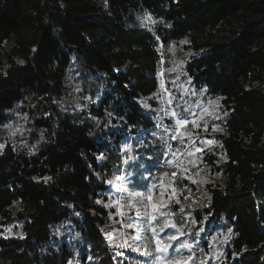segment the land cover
Wrapping results in <instances>:
<instances>
[{"label":"trees","instance_id":"16d2710c","mask_svg":"<svg viewBox=\"0 0 264 264\" xmlns=\"http://www.w3.org/2000/svg\"><path fill=\"white\" fill-rule=\"evenodd\" d=\"M143 11L159 20L153 32L136 25ZM185 39L193 85L228 112L218 135L227 160L208 157L223 177L208 185V230H230L223 264H264V0H0V126L27 95L50 115L36 122L46 138L35 153L7 146L0 155V218L23 222L20 238L0 231V264H68L67 243H49L69 221L83 239L81 264H143L106 240L109 188L100 175L128 133L155 125L141 100L159 88L158 41ZM73 55L90 74L107 75L110 88L89 114L117 130L56 104Z\"/></svg>","mask_w":264,"mask_h":264},{"label":"rangeland","instance_id":"374dc122","mask_svg":"<svg viewBox=\"0 0 264 264\" xmlns=\"http://www.w3.org/2000/svg\"><path fill=\"white\" fill-rule=\"evenodd\" d=\"M158 22L159 20L153 15L144 11L140 12L136 18L138 27L151 32L154 31ZM187 44L186 39L172 41L167 45L158 41L161 55L157 72L159 88L154 94L141 100L142 105L147 103L150 106L149 109L144 106L143 108L152 116L155 125L149 129H141L134 134L128 133L126 141L115 152L113 161H110L111 167L107 166L100 175L109 188L103 200L105 206L111 210L110 221L103 228L106 240L114 248L115 253L123 254L121 257H127L129 252L141 255L143 264H162L157 257L166 258V264L167 258H174L175 261H180L182 257L186 258L189 255L187 250L180 249L179 252L174 250L184 240L189 243H193L194 240L199 241L193 252L198 258L211 257L206 260V264H223L225 247L230 240L228 229L219 228L213 234L209 232L208 217L204 211L210 201L208 185L223 184L222 175L214 169L208 157L214 156L212 160L216 164L227 160L218 135L224 133L228 112L222 109L220 98L208 94L206 88L199 89L193 85L186 71L187 63L193 54L187 49ZM94 73L90 74L84 69L80 59L73 55L64 80L62 95L56 100V104L63 113H69L76 120L91 123L95 127L103 123L105 129L117 130L118 126L111 121V118L104 121L89 114L92 106H99L103 92L110 88L106 74L99 71H94ZM166 90L177 98L172 107H175L177 103L183 105L187 102L192 111L202 113L194 123L190 122L181 128V134L185 136L186 141L195 139V144H182L179 137L176 140L171 138V133L175 131V122L172 119L166 118L163 121L168 126L167 132L163 128L156 127V124L160 123L156 120L157 112L161 107H168L166 103H163L168 99ZM182 92L183 96H181ZM44 105L45 103L41 104L27 95L8 112V122L0 126V144L4 145V148L0 150V155L7 146L30 154L37 151L38 146L46 138V133L36 122L50 116ZM151 109H155L156 112ZM177 112L184 117L188 116L180 108H177ZM160 114L163 115V113ZM205 125L207 131H205ZM214 126L223 131H213ZM153 132L155 135L152 134ZM161 136L164 137L163 140L159 138ZM200 140H212L214 143L208 146L211 150L206 148L203 154L193 151L192 155H184L179 161L169 162L172 151L177 148L181 152L185 148L194 149L200 146ZM201 155H203L202 161L199 159ZM173 172L177 173L175 177L172 175ZM165 173H167L166 176ZM185 176L187 178H184ZM121 177L123 179H120ZM108 181H111V184ZM161 183L165 186L163 196L159 192ZM152 185L157 187L153 190L152 200L149 201L147 195ZM173 189H175L174 192ZM177 199L180 201L179 204L176 203ZM117 201L123 205V208L115 205ZM109 203H113L114 206L109 207ZM133 203L137 205L134 209L130 207ZM146 207L148 211L145 210ZM18 208L19 204L15 203L11 209L17 211ZM180 209H183V212ZM137 210L141 212L140 219L134 218ZM161 212L166 215L161 216ZM152 215L157 216L155 221L150 219ZM129 216L134 219L130 221ZM205 217L207 218L205 223H193V221H202ZM164 220H167L169 225L175 223L176 228L168 227L164 233H160V225ZM128 223H133L134 227L128 228L126 226ZM153 227L161 236L179 235L180 232L184 235L173 242V248H170L168 252H157L155 251L154 234L151 231ZM200 228L204 231L197 236L196 233ZM0 231L5 238H20L23 236V222L18 219L6 221L0 218ZM77 234L79 232L72 221L53 228V239L49 246L58 247L64 242L67 243L73 254L68 264H81L83 239ZM137 235L139 239L134 238ZM125 242L130 247L119 246ZM193 264H199V261H194Z\"/></svg>","mask_w":264,"mask_h":264},{"label":"snow or ice","instance_id":"6c2138e0","mask_svg":"<svg viewBox=\"0 0 264 264\" xmlns=\"http://www.w3.org/2000/svg\"><path fill=\"white\" fill-rule=\"evenodd\" d=\"M107 2V0H105V3ZM157 39H159L157 37ZM22 63V62H21ZM171 71V70H170ZM173 83H175L173 81ZM166 95L168 96V99L166 101H163V103H166L168 105L167 108H164V107H161L159 112H157L156 114V120L160 121V123H157L156 124V127L158 128H163L165 132L168 131V126L166 124L163 123V121L167 118V119H172L174 120L175 122V131L173 133H171V138L173 140H176L178 137L180 139V143H191V144H195L196 143V140L195 139H192L190 141H186V138L184 135L181 134V128L182 126H187L190 122H193L195 121V119L199 118L202 113H197L195 111H192L191 110V106L187 104V102H185L183 105L181 104H176L175 107H172L173 105V102L177 99L174 95H172L170 92H168L166 90ZM184 93L182 92L181 93V96H183ZM146 109H149V105L147 103H145L143 105ZM177 108H180L182 109V111L184 113H187L188 116L187 117H184L182 116L179 112H177ZM151 111L153 112H156L155 109H151ZM160 113H163V115H161ZM226 115V113H225ZM218 119V117H216ZM196 127H199L200 125H195ZM205 131H207V126L205 125ZM213 131H223V129H219L217 127H213ZM153 135H155V133L153 132L152 133ZM161 140L164 139L163 136L159 137ZM214 142L212 140H200V146H197L195 147L194 149H188V148H185V150L183 152H181V150L179 148H177L175 151H172L171 152V160L169 161L170 163L172 162V160H175V161H179L184 155H192L193 151L194 152H197V153H201L203 154L205 152V149L208 148V146L212 145ZM4 148V145L3 144H0V150H2ZM208 150L210 151L211 149L208 148ZM171 151V150H170ZM199 159L202 161L203 160V155H201L199 157ZM193 166H196L195 164H193ZM177 167H179V165H177ZM165 176L167 175V173L164 174ZM173 177H175L177 175L176 172H173ZM147 177H145L146 179ZM184 178H187L186 176ZM33 179H37V178H33ZM45 179H50V177H47ZM120 179H123V177H121ZM109 184H111V181H108ZM156 185H152L151 188L148 190V195H147V199L149 201L152 200L153 198V190L156 189ZM119 190H123V189H119ZM164 191H165V186L163 185V183H161V186H160V189H159V192H160V195L163 196L164 195ZM175 191V189H173V192ZM171 198V197H169ZM96 203H101L100 200H97ZM140 203H143V201H140ZM176 203L179 204L180 201L179 199L176 200ZM115 205L118 206L119 208H123V205H120L119 201L115 202ZM109 207H112L114 206L113 203H109L108 204ZM131 208H136L137 205L135 203L131 204L130 206ZM146 211H148L147 207L145 209ZM154 210V209H153ZM181 212H183V209H180ZM78 215V213H77ZM161 216H164L166 215V213L164 212H161L160 213ZM135 219H140L141 218V212L139 210L136 211L135 213ZM133 217L129 216V220H133L134 219ZM150 219L152 221H155L157 219V216L156 215H152L150 217ZM207 220V218L205 217L204 220L202 221H193V223H205ZM128 228H133L134 227V224L133 223H128L126 225ZM168 227H171V228H176V224L173 223L171 225L168 224L167 220H164L161 225H160V233H164L165 232V229L168 228ZM9 231H11L9 229ZM151 231L153 232L154 234V239H155V243H156V249L155 251L157 252H168V250L170 248H173V242L179 240L181 238V236L184 235L183 232H180L179 235L177 234H171V235H168V234H165L164 236H161L159 233H157V230L155 227L151 228ZM204 229L203 228H200L199 232L196 233L197 236L200 235L201 232H203ZM79 234H77L78 236ZM135 239H139V235H137L136 237H134ZM199 241L198 240H194L193 243H189L187 240H184L182 243L178 244L176 247H175V251L176 252H179L180 249H185L187 250V252L189 253V255L186 257V258H180V261H175L174 258H167V264H193L194 261H199V264H206V260L207 259H211V257H200L198 258L196 256V254L193 252V249L196 247V244H198ZM120 247H125V246H128L130 247V245H127V243L125 242V244H121L119 245ZM137 251H139V249H136ZM201 251H203L201 249ZM217 259H219V257H216ZM89 259H91V257H89ZM158 260H161L162 264H166V258L164 257H157Z\"/></svg>","mask_w":264,"mask_h":264}]
</instances>
